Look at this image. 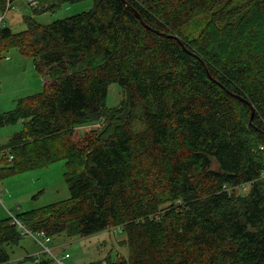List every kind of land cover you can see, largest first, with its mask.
I'll list each match as a JSON object with an SVG mask.
<instances>
[{"label": "trees", "instance_id": "1", "mask_svg": "<svg viewBox=\"0 0 264 264\" xmlns=\"http://www.w3.org/2000/svg\"><path fill=\"white\" fill-rule=\"evenodd\" d=\"M36 1L42 14L83 0ZM93 1L0 27V59L18 48L50 79L0 114V128L22 123L0 179L65 161L71 195L16 219L50 239L121 229L129 258L104 264H264V0H125L145 25L122 0ZM112 84L124 100L109 109ZM22 239L0 220V264H58L13 263Z\"/></svg>", "mask_w": 264, "mask_h": 264}, {"label": "rangeland", "instance_id": "2", "mask_svg": "<svg viewBox=\"0 0 264 264\" xmlns=\"http://www.w3.org/2000/svg\"><path fill=\"white\" fill-rule=\"evenodd\" d=\"M14 4L15 8L7 15L5 12L1 14L4 16L2 26L5 27V22L6 26L14 32L27 29L26 17H34L37 22L49 25L90 11L94 7L93 0H83L74 4L65 3L55 12L37 14L33 10L39 6L37 1L31 5L30 0H14ZM2 57L0 59V114L13 110L20 98L42 92L43 81L47 83L50 80L47 75L39 73L35 61L22 55L18 48L9 49ZM123 100L122 87L112 84L108 91L107 108L118 107ZM104 124V120L84 124L77 128V132L83 136L100 129ZM21 129L22 123L0 128V149L13 134ZM2 155L3 153H0V163ZM64 174L65 161H59L46 168L0 179V220L11 218L14 222L20 213L70 198V190L64 180ZM249 189L250 186L246 185L238 189L237 193L245 194ZM44 237L28 231L24 226L23 239L19 245L6 247L11 261L18 263L27 256H33L35 259L49 257L61 260L68 254L69 257L64 260V264H104L108 257L116 261L122 258L127 259L130 254L126 235L118 228L86 238L62 234L46 242Z\"/></svg>", "mask_w": 264, "mask_h": 264}, {"label": "built area", "instance_id": "3", "mask_svg": "<svg viewBox=\"0 0 264 264\" xmlns=\"http://www.w3.org/2000/svg\"><path fill=\"white\" fill-rule=\"evenodd\" d=\"M30 2H31L32 4H35V3H36V0H30ZM6 3H7V5H6V12H5V15H6V13H7L9 10H11V9L14 8V6H13V0H6ZM2 14H3V13H2ZM3 18H4V16L0 14V27L2 26L1 23H2V21H3ZM4 152H5V151H1L0 153H3V154H4ZM11 159H12V157H11ZM14 220H15V221L13 222V224L17 225L18 228L21 229L22 232H23V229H24L23 224H22L18 219H14ZM41 235H43V234H41ZM44 238H45V241H46V242H50V238H46V237H44ZM68 257H69V255L67 254V256H65V257L62 259V262L64 263V260L67 259Z\"/></svg>", "mask_w": 264, "mask_h": 264}, {"label": "water", "instance_id": "4", "mask_svg": "<svg viewBox=\"0 0 264 264\" xmlns=\"http://www.w3.org/2000/svg\"><path fill=\"white\" fill-rule=\"evenodd\" d=\"M122 1H124L125 2V0H122ZM125 4L129 7V9L132 11V12H134L135 13V15L137 16V18L145 25V23H144V21H143V19H142V17H141V15L135 10V9H133L127 2H125ZM176 39H178L177 37H175ZM180 41V40H179ZM182 43V42H181ZM183 44V43H182ZM249 103V102H248ZM249 105L251 106V108H252V117H251V122H252V120H253V116H254V109H253V106L249 103Z\"/></svg>", "mask_w": 264, "mask_h": 264}, {"label": "bare ground", "instance_id": "5", "mask_svg": "<svg viewBox=\"0 0 264 264\" xmlns=\"http://www.w3.org/2000/svg\"><path fill=\"white\" fill-rule=\"evenodd\" d=\"M30 3H31V2H30ZM6 5H7V3H6ZM31 5H32V3H31ZM13 6H14V8H15L14 0H13ZM14 8H13V9H14ZM11 10H12V9H11ZM9 11H10V10H9ZM9 11H8V12H9ZM4 12H6V9H5ZM4 12H3V13H4ZM8 12L6 13V15L8 14ZM1 14H2V13H1ZM4 25H6L5 22H4ZM1 27H3V26H1ZM55 260H56V262H57L58 264H64V263L62 262V259H61V260H57V259H55Z\"/></svg>", "mask_w": 264, "mask_h": 264}, {"label": "crops", "instance_id": "6", "mask_svg": "<svg viewBox=\"0 0 264 264\" xmlns=\"http://www.w3.org/2000/svg\"><path fill=\"white\" fill-rule=\"evenodd\" d=\"M46 84V82H45V80L43 81V85H45Z\"/></svg>", "mask_w": 264, "mask_h": 264}]
</instances>
